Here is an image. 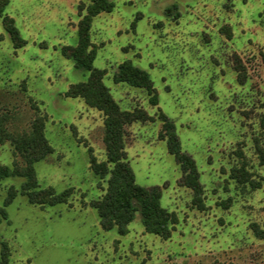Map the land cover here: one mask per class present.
Segmentation results:
<instances>
[{"label":"rangeland","instance_id":"obj_1","mask_svg":"<svg viewBox=\"0 0 264 264\" xmlns=\"http://www.w3.org/2000/svg\"><path fill=\"white\" fill-rule=\"evenodd\" d=\"M109 1L113 11L93 23L95 67L106 71L105 84L124 111L147 116L125 127L126 153L137 184L161 188L162 207L176 217L172 238L145 233L139 217L126 237L105 232L95 210L79 203L80 191L91 200L105 186L89 171L90 150L105 159L104 115L67 96L88 74L61 54L76 43L85 0H10L7 13L27 45L14 54L0 23V117L20 134L38 110L47 114L56 152L36 165L39 183L78 191L73 207L42 209L16 197L9 222L0 224V251L2 242L10 245L12 264H264V240L251 230L253 223L264 227V180L248 192L230 179L235 166L264 178L255 154L256 143L264 146V0ZM124 61L149 72L157 106L145 90L115 83ZM159 110L196 161L207 210L183 186L161 137ZM14 160L11 144H0V163ZM22 181L0 183V206Z\"/></svg>","mask_w":264,"mask_h":264},{"label":"trees","instance_id":"obj_2","mask_svg":"<svg viewBox=\"0 0 264 264\" xmlns=\"http://www.w3.org/2000/svg\"><path fill=\"white\" fill-rule=\"evenodd\" d=\"M10 0H0V23L12 44L14 54L23 49L27 42L23 38L16 21L7 13ZM114 9L109 0H85L81 8V20L78 25L76 43L62 46L61 54L72 62L75 69L88 74L87 79L73 84L67 96L80 99L88 107L96 109L104 115L105 125V159L98 160L89 151V171L105 186H101V194L87 200L86 192H79V203L82 207H91L97 213L100 225L105 232L115 231L120 237H126L129 226L137 217L140 218L147 234L159 237L164 241L172 238L176 224L175 215L162 207V190L160 187H143L137 184L135 173L128 161L125 144V127L138 121L147 120L143 111H124L113 98L105 84L106 71L95 67L98 49L93 43V23L102 13H110ZM115 83L143 89L147 92L153 106L159 104L154 83L148 71L135 65L132 61L122 62L114 77ZM157 118L163 123L162 139L167 149L179 164L182 171L183 186L194 192L193 204L201 210H207L206 196L200 181L196 161L182 150L174 123L161 111ZM6 117H0V144L9 142L15 160L11 166L0 163V183L10 179H22L19 188L10 186L3 205L0 206V224L9 222L8 208L16 197H26L28 202L42 209L67 205L73 207L77 191L68 188L57 191L52 186L42 187L39 183L36 165L53 155L56 150L47 138V114L38 110L37 116L29 131L16 134L6 125ZM151 119V118H150ZM156 119L152 118V121ZM264 131V117L261 119ZM255 154L264 166V146L256 143ZM230 179L237 182L239 189L254 192L263 186L264 178L252 173L245 166H235L230 170ZM233 199L222 201L228 208ZM255 239L264 240V227L251 224ZM0 264H12V251L7 242L1 243Z\"/></svg>","mask_w":264,"mask_h":264}]
</instances>
